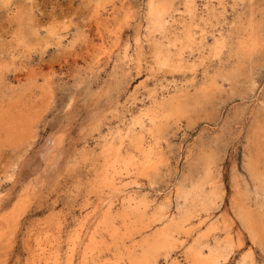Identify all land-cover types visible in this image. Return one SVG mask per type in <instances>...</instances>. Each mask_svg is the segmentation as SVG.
I'll return each mask as SVG.
<instances>
[{"label":"rangeland","instance_id":"rangeland-1","mask_svg":"<svg viewBox=\"0 0 264 264\" xmlns=\"http://www.w3.org/2000/svg\"><path fill=\"white\" fill-rule=\"evenodd\" d=\"M127 1L11 0L12 3L0 8V65L8 66L2 69V75L7 81L3 82L5 86L0 90V103L2 100L15 102L31 90L38 97L32 108H37L35 125L33 122V127L31 126L33 129L30 128V132L28 131L17 144L8 139L6 141L4 137V142H0V264H136L135 261L137 264H170L169 261L174 259L179 264H190L188 250L191 245L199 246L201 241L202 245L206 242L214 244V237L221 239L225 244L230 236L233 239V247L230 251L223 252L222 257L220 254V259L217 257L218 264H264V245H257L249 237L243 242L239 241L240 226L233 222L235 217L230 202L235 192H238L237 195L241 193V196L247 193L254 206L264 200L257 190L259 188L255 185L252 173H248L251 172L250 160L253 161L259 155L264 161V128L258 126V119L264 114V22L261 23L263 27L261 25L257 47L259 50L254 49L249 58L241 57L237 51L240 29H228L241 12L245 16L247 8H244L242 1L197 0L198 14L207 11L209 5H215L221 15L219 21L214 19L212 22H203L198 19L193 22L184 11L181 0H173L178 21L193 23L189 29L193 30L194 41L189 47L194 50L191 51L188 47L185 51L187 60L183 68L165 67L156 61L153 45L144 35L149 0H129L130 3ZM256 5L264 11V0H257ZM260 18L261 12L258 13V19ZM101 23L104 26L100 25ZM177 24L175 23L176 30L182 34L179 29H182L183 22H180L181 25ZM138 33L144 35L141 48L135 38ZM221 33H231V43L219 50L214 46L216 37ZM115 35L118 36L117 39ZM125 44L129 45L130 56L123 54L126 51ZM238 67H242L241 73L244 72L240 73V78H225L226 73ZM46 82L51 88V95L48 96L51 100L41 97V86ZM9 84L12 90L9 89ZM202 86H206V91H211L210 97L205 98L203 92H200V99L190 106L188 113L180 115L178 120L172 118L164 125L159 140L164 155L159 169L152 171L148 177H138V181L144 185L141 193L149 192V188L153 192L156 190L149 193L152 200L148 204L141 197L133 199L128 203L131 207L127 214L120 210L123 204L117 200V204L113 206V212H116V217H113L115 225L106 227L103 220L109 219L102 215L99 217L101 213H96L98 204L112 189L115 191L117 187H121L124 181L118 178L117 183L120 186L114 188L106 183L113 165L119 162V156L103 150L104 140L107 136L110 137L112 131L117 133L119 129L126 127L133 115L139 113L143 107L151 105L154 97L162 98L178 88L194 95L198 91L197 87L204 89ZM150 90L156 92L150 93ZM144 119L145 122L149 121L147 116H144ZM59 135L63 138L57 150L60 153L55 152L54 156H47V159L48 149L51 150L49 141ZM206 153L217 157L219 169L215 173L214 182L220 199H216L211 209L200 210L194 216L196 218L190 217L191 220L183 221L180 227L170 225V237L166 239L168 243L164 241L165 247L158 246L152 248L153 250L150 248L149 252V248H146L155 241L156 232L164 225V221L158 220L149 226L147 223L152 220L147 219L146 222L144 219L146 225L143 222L133 227L134 229L128 228V234H124L127 227L123 220L134 215L133 206L150 215L156 205L166 202L167 207L162 211L166 214L165 218L180 215L185 203L183 200H177V189L182 183L189 186L192 180L203 174L202 162L208 155ZM157 191H167L170 198L162 199L163 193L156 194ZM20 198L23 199L21 205ZM167 199L169 201H166ZM92 216L94 225L89 226L83 239L82 250H79L81 254H73L74 243L80 242ZM99 226L101 227L98 228ZM116 229L118 232H114ZM77 238L79 239L76 240ZM174 240L178 242L174 243ZM36 247L43 251L37 250ZM203 250L208 252L206 246ZM53 255L56 257H52ZM49 256L56 261L51 260ZM75 259L77 261H74Z\"/></svg>","mask_w":264,"mask_h":264},{"label":"bare ground","instance_id":"bare-ground-1","mask_svg":"<svg viewBox=\"0 0 264 264\" xmlns=\"http://www.w3.org/2000/svg\"><path fill=\"white\" fill-rule=\"evenodd\" d=\"M97 1V0H96ZM111 1V0H110ZM127 1V0H124ZM176 1V0H175ZM180 1V0H179ZM239 0H235V2H238ZM244 3V8H247V12L245 13V16L241 12L237 17V20L234 21L233 25L230 26V29L232 28H238L240 29V40L238 41L239 47L237 48V51L240 52L241 57H248L251 55V52L256 49L259 46V35L261 33V25L263 24L262 22L264 19V11L260 10L257 8V0H240ZM11 0H0V8L2 6L9 5ZM13 2V1H12ZM11 2V3H12ZM129 2V0L127 1ZM182 4L184 5L185 12L188 13L190 16L189 18L191 21L197 22V20H201L203 22L205 21H210L217 19V21L220 20V15L221 12H218V8L214 5H209L207 11H204L202 14H198V8H197V0H181ZM111 3V2H110ZM130 3V2H129ZM128 3V4H129ZM16 4V3H15ZM127 4V3H126ZM117 5V4H116ZM181 5V3H180ZM13 6V5H12ZM101 6V5H100ZM114 6V5H113ZM120 6V5H119ZM260 6V4H259ZM262 6V5H261ZM22 7V6H21ZM125 7V6H124ZM128 7V6H127ZM200 7V6H199ZM12 8V7H11ZM108 8V7H107ZM131 9V7H129ZM264 8V7H263ZM6 9V7H5ZM105 9V8H104ZM123 9V7H122ZM127 9V8H126ZM52 10V9H51ZM129 11V9H127ZM126 10V11H127ZM177 8L175 7V3L173 0H149L147 4V26L145 28V38L149 40L150 43L153 45V53L156 61L165 66H176L183 68V64L185 63L186 57L184 56L185 51L188 49L189 46L192 45V42L194 39L192 38V31L189 29L190 25L193 24L192 22H187L186 20H181L178 21L179 19L176 18L175 11ZM112 11V10H111ZM116 11V10H115ZM179 11V9H178ZM183 11V10H182ZM203 11V10H202ZM8 12V11H7ZM110 12V11H109ZM200 12V11H199ZM261 12V18L258 19V13ZM182 13V12H181ZM186 13V14H187ZM96 14V13H95ZM118 14V13H117ZM116 14V15H117ZM224 13H222L223 15ZM247 14V15H246ZM93 15V14H92ZM115 15V14H114ZM106 16V15H105ZM104 16V17H105ZM146 16V15H145ZM185 17V16H184ZM62 18V17H61ZM115 18V17H114ZM130 18V17H129ZM102 19V18H101ZM118 19V18H117ZM133 19V18H132ZM137 20L136 18H134ZM226 19V18H225ZM61 20V19H60ZM98 20V19H97ZM113 20V19H112ZM130 20V19H129ZM128 20V22H129ZM228 20V19H227ZM83 21V20H82ZM104 21V20H103ZM118 21V20H117ZM127 21V20H126ZM226 21V20H225ZM111 22V21H110ZM180 22L182 24V34L178 33L175 27V23H178L179 25ZM200 22V21H199ZM223 22V21H222ZM31 23V22H30ZM105 23V22H104ZM262 23V24H261ZM99 24V23H98ZM116 24V23H115ZM177 24V25H178ZM195 24V23H194ZM205 24V23H204ZM214 24V23H213ZM35 25V24H34ZM102 25V23L100 24ZM120 25V24H119ZM126 25V24H125ZM131 25V24H130ZM198 25V24H197ZM264 25V24H263ZM262 25V27H263ZM48 26L49 23H48ZM104 26V25H102ZM109 26V24H108ZM108 26L107 29H108ZM123 26V24H122ZM121 26V27H122ZM200 26V25H199ZM52 27V24H51ZM97 27V26H96ZM110 27V26H109ZM118 27V26H115ZM132 27V26H131ZM194 27V26H193ZM53 28H55L53 26ZM111 28V27H110ZM113 28V27H112ZM142 28V27H141ZM201 28V27H200ZM52 29V28H51ZM56 29V28H55ZM59 29V28H58ZM106 29V30H107ZM125 29V28H124ZM129 29V28H128ZM224 29V28H223ZM65 30V29H64ZM114 30V29H113ZM116 30V29H115ZM119 30V29H118ZM144 30V29H143ZM48 31V30H47ZM112 31V30H111ZM110 31V33H111ZM117 31V30H116ZM123 31V30H122ZM139 31V30H138ZM263 31V29H262ZM56 32V31H55ZM113 32V31H112ZM143 32V31H142ZM141 32V33H142ZM204 32V31H202ZM230 32V31H229ZM60 33V32H59ZM116 33V32H115ZM121 33V31H120ZM141 33L135 37L136 42H138L139 48L142 47L141 41H142V36ZM205 33V32H204ZM113 34V33H112ZM143 34V33H142ZM57 35V34H56ZM120 35V34H119ZM196 35V33H195ZM51 36V35H50ZM50 36L48 38H50ZM63 36V35H62ZM116 36V35H115ZM121 36V35H120ZM202 36V35H201ZM118 36H116L117 39ZM127 37V36H126ZM196 37V36H195ZM112 38V36H111ZM125 38V37H124ZM144 38V39H145ZM54 39V38H53ZM71 39V38H70ZM108 39V38H107ZM202 39V38H201ZM231 39V33H221L219 37H216L215 39V48L216 49H221V47H224V45H229ZM48 40V39H47ZM52 40V39H50ZM60 42L61 39L59 38ZM114 40V39H113ZM127 40V39H126ZM53 41V40H52ZM69 41V40H68ZM72 41V40H71ZM112 41V40H111ZM125 41V40H124ZM50 42V41H49ZM74 42V41H73ZM123 42V41H122ZM127 42V41H126ZM201 43V41H200ZM60 44V43H59ZM62 44V43H61ZM135 44V43H134ZM198 44V43H197ZM202 44V43H201ZM116 45V44H115ZM126 45V44H125ZM132 45V44H131ZM194 45V44H193ZM117 47L119 45H116ZM120 46H122L120 44ZM129 46V45H128ZM128 46L126 45V49H124L125 56H128L130 51H128ZM174 46L175 48H173ZM198 46V45H197ZM108 47V46H107ZM134 47V46H133ZM61 47H59L60 49ZM64 48V47H63ZM121 48V47H120ZM62 49V48H61ZM115 49V47L113 48ZM134 49V48H133ZM136 49V48H135ZM176 49V50H174ZM189 49H191L189 47ZM258 49V48H257ZM132 50V48H131ZM194 49H191V51ZM218 50V51H219ZM259 50V49H258ZM60 51V50H59ZM115 51V50H114ZM120 51V50H118ZM261 51V50H260ZM263 51V50H262ZM129 52V53H128ZM13 53V52H12ZM192 53V52H191ZM262 53V52H261ZM130 56V54H129ZM14 60V59H13ZM46 60V59H45ZM203 60V59H202ZM202 60L200 62H202ZM191 61V60H190ZM21 63V62H20ZM192 63V61H191ZM190 65V64H189ZM240 65V64H239ZM243 65V64H242ZM8 67L7 64L0 65V90H2L5 86L6 82V77L2 75V69L4 67ZM34 66V65H33ZM14 67V66H13ZM170 67V68H171ZM190 67V66H189ZM188 67V68H189ZM240 67V66H239ZM234 68L233 70H230L228 73H226L225 78L228 80L232 79H237L240 78V70L241 68ZM244 69V68H243ZM171 70V69H170ZM183 70V69H182ZM5 71V70H4ZM30 72V71H29ZM28 72V73H29ZM173 72V71H172ZM242 72L241 74H243ZM30 74V73H29ZM32 74V73H31ZM30 74V75H31ZM38 74V73H37ZM27 75V74H26ZM51 75V74H50ZM20 76V75H19ZM243 76V75H242ZM241 76V78H242ZM22 77V76H21ZM235 77V78H234ZM251 77V74H250ZM19 79L20 77H16ZM27 78V77H26ZM33 78V77H32ZM21 79V78H20ZM28 79V78H27ZM26 79V80H27ZM30 79V78H29ZM243 79V78H242ZM211 80V79H210ZM250 80V78H249ZM236 81V80H233ZM242 81V80H241ZM240 81V82H241ZM245 81V80H244ZM238 82V80H237ZM243 82V81H242ZM39 83V82H38ZM160 83V82H159ZM190 83V82H189ZM31 84V83H29ZM185 84V83H183ZM187 84V83H186ZM211 84V83H209ZM9 89L12 90L11 84H9ZM145 85V84H144ZM208 85V84H207ZM27 86V85H26ZM36 86V85H35ZM34 86V87H35ZM138 86V85H137ZM209 86V85H208ZM237 86V85H236ZM254 86V83L253 85ZM38 87V85H37ZM136 87V86H135ZM149 87V86H148ZM183 87V86H182ZM187 87V86H186ZM203 88L206 86H202ZM147 88V87H146ZM166 88V87H164ZM176 88V87H175ZM185 88V87H184ZM215 88V87H214ZM220 88V87H218ZM236 88V87H235ZM19 89V88H18ZM162 89V85H161ZM188 89V88H187ZM26 90V89H24ZM41 97L42 98H47L48 100H51L48 96L51 95V88L49 86V83H45L44 85L41 86ZM195 90V89H194ZM196 93L194 95H191L190 93L188 94L187 91L183 90L182 88L176 89L175 92H170L169 94H165L162 96V98H157L154 97L153 102L151 105H147L141 109L139 113L136 115H133V119L130 121V123L126 127L119 129V131L116 133L115 131H110V137L104 140L103 142V150L106 151L109 154H115L116 156H119L117 160L119 162L115 163L113 165V170L111 171L110 176H108L106 179L108 180L106 183L110 185V187H117L120 186L119 183H117L118 178H122V182L124 181L123 185L121 187H117L115 191L112 189V192H109L106 197L103 198V200L98 204V211L96 212L99 217L102 215L103 217H106L109 220H103L106 224V227H111L112 225H115L114 218L116 217L115 211L113 212L114 205L117 204V200L123 204L122 212L127 214L129 212V209L131 207L130 204L133 199H136L138 197H141L142 200L147 201L149 204L150 198H149V193H154L151 188H149V192L146 191V193H141L143 190L142 184L138 181L139 176H146L152 172L156 171L159 169V164L163 160V155L164 152L160 149L162 148L160 145V138L161 134L163 133L164 125L169 122L170 119L172 118H178L182 114H186V112H189L190 106L200 99V92H203V96L205 98L210 97L211 91L208 90L206 91V88L202 89L201 87H197ZM204 90V91H202ZM151 91V90H150ZM149 91V92H150ZM218 91V90H217ZM156 90L151 91L150 93H155ZM193 92V91H192ZM23 93V92H22ZM26 93V92H25ZM24 96H21V98L15 100V102H9V101H4L0 103V142H2L3 137L6 138V141L13 142L14 144H17L18 141L22 140L28 131L30 132V128L34 122L33 125H35V118H36V113L37 111L34 108V104L37 102L38 97L35 96V92L32 90L29 91V94H25ZM40 93V92H39ZM134 93V92H133ZM235 93V92H234ZM158 94V93H157ZM23 95V94H22ZM33 95V96H32ZM134 95V94H133ZM7 96V95H6ZM16 96V95H15ZM46 96V97H45ZM152 96V95H151ZM150 96V97H151ZM40 97V98H41ZM134 97V96H133ZM135 99V97H134ZM45 101V99H44ZM49 103V102H48ZM51 103V102H50ZM39 103H37L38 105ZM69 104V103H68ZM130 104V103H129ZM30 105V106H29ZM49 105V104H48ZM200 106V105H199ZM44 108V107H43ZM208 109V108H207ZM41 110V109H40ZM39 115V114H38ZM144 116H147L149 121L145 122ZM261 116V115H260ZM172 121V120H171ZM178 122V121H177ZM253 122V121H251ZM257 122V121H256ZM189 123V122H188ZM257 124V123H256ZM122 125V124H121ZM254 126V125H253ZM258 126L262 129L264 128V114L261 116V118L258 119ZM33 127V126H32ZM33 129V128H31ZM255 131V130H254ZM262 137V134H260ZM264 135V134H263ZM29 136V135H28ZM258 136V135H256ZM51 138V137H50ZM164 138V137H163ZM264 138V137H263ZM261 138V140L263 139ZM46 139V138H45ZM163 140V139H162ZM63 141V138L61 135L51 138L50 145H51V150L48 149V152L46 154V158L49 159L50 157L55 155V152H58L57 150L61 146V143ZM4 142V140H3ZM2 142V143H3ZM25 142V141H24ZM264 142V141H263ZM44 144V143H43ZM45 145V144H44ZM46 146V145H45ZM49 146V145H48ZM257 147L258 143H257ZM48 148V147H47ZM214 149V148H213ZM45 150V149H44ZM62 150V148H61ZM59 150V151H61ZM72 150V149H71ZM41 151V149H40ZM39 151V153H40ZM47 151V150H46ZM42 153V152H41ZM208 154V153H206ZM49 158H48V157ZM111 156V155H110ZM109 156V157H110ZM246 156V155H245ZM252 156V155H251ZM66 157V156H65ZM69 157V155L67 156ZM66 157V158H67ZM113 157V156H112ZM121 157V158H120ZM61 158V157H60ZM107 158V157H106ZM203 158V157H202ZM64 159V158H63ZM250 159V157L248 158ZM263 159V158H262ZM109 162V159H107ZM116 159H114L115 161ZM217 157L214 156L212 153L207 155L206 157L203 158V174L200 175L198 178L195 180H192L190 182L189 186H186V184L182 183L178 189H177V200L185 203V206L181 208V213L180 215H170L168 218H165L166 214L162 212L163 210L166 209L167 203L162 202L161 204L156 205L155 210L152 214H147L146 211L139 209L137 206H133L132 213H134L133 216H127L122 222L124 225L127 227L126 230L124 231V234L128 232V228H133L135 226H139V224L144 222L147 219H149V223L147 225H151L153 222H157L158 220L164 221V225L161 227V229L157 230L156 236L154 237L155 241L146 249H148V252L150 248H155V247H163L164 243L167 242L169 239L170 235L168 230L173 227H180L184 223L183 221L191 220L190 217H194L197 215V212H200V210H207L211 209V207L214 206L216 203V199L219 198V192L216 190V183L214 182L215 180V173L219 171L218 169V161ZM264 160V159H263ZM60 161V160H59ZM63 161V160H62ZM67 161V160H66ZM116 162V161H115ZM7 163V162H6ZM70 163V161H69ZM165 163V162H164ZM248 163V162H247ZM61 164V163H59ZM73 164V162H72ZM56 165V164H55ZM64 165V164H63ZM62 165V166H63ZM67 165V164H66ZM110 165V163H109ZM201 165V164H200ZM248 165V164H246ZM245 165V166H246ZM64 167V166H63ZM110 168V166H108ZM249 169L251 172L248 171V173H252L255 180V185L257 186V190H259V194H261L264 197V161L261 160V158L256 157L253 161L250 160L249 164ZM111 168V169H112ZM248 168V167H247ZM197 169V168H196ZM195 169V170H196ZM52 170V169H51ZM58 170V169H57ZM66 170V169H65ZM221 170V169H220ZM45 170H43L44 172ZM62 171V170H61ZM60 171V172H61ZM201 171V169H200ZM56 173V172H55ZM186 173V172H185ZM199 173V172H198ZM202 173V172H201ZM200 173V174H201ZM196 175V174H195ZM199 175V174H198ZM188 176V175H186ZM221 176V175H220ZM155 177V176H154ZM190 177V175H189ZM195 176H193L194 178ZM197 177V176H196ZM150 178V177H149ZM187 178V177H186ZM186 178L184 180H186ZM218 178V177H217ZM219 179V178H218ZM252 179V177H251ZM155 180V178H154ZM217 180V179H216ZM240 180V179H239ZM1 181V178H0ZM221 181V180H220ZM240 182V181H239ZM244 182V181H243ZM254 182V181H253ZM220 183V182H219ZM243 185V183H241ZM245 184V183H244ZM222 185V184H221ZM246 185V184H245ZM29 186V185H28ZM231 186V185H230ZM239 186V185H238ZM244 186V185H243ZM24 187V186H23ZM98 187V186H97ZM234 187V185H233ZM240 187V186H239ZM245 187V186H244ZM246 188V187H245ZM171 189V188H170ZM233 189V188H232ZM239 189V188H238ZM219 190V189H218ZM236 190V189H235ZM240 190V189H239ZM256 190V191H257ZM28 191V190H27ZM30 191V190H29ZM28 191V192H29ZM110 191V190H109ZM232 191V190H231ZM234 191V190H233ZM23 192V191H22ZM221 192V191H220ZM235 192V191H234ZM163 193L162 199L170 198L169 193L162 192V191H157L156 194ZM176 194V192H174ZM232 193V192H231ZM231 202V209L232 213L234 215V220L233 222H236L240 226V235H239V241L243 242L245 238L249 237L253 240V242L257 243V245H264L262 239L264 237V200L262 201L261 204H257L258 206H254L248 199L249 195L245 193V196H241L240 194L237 195L238 192H235ZM25 194V193H24ZM23 194V195H24ZM252 194V193H251ZM21 194V196H23ZM104 195V194H103ZM240 195V196H239ZM248 195V197H247ZM253 195V194H252ZM251 195V196H252ZM105 196V195H104ZM103 197V196H102ZM222 197V196H221ZM25 198V197H24ZM154 198V197H153ZM176 198V197H175ZM230 198V197H229ZM255 198V197H254ZM220 199V198H219ZM260 199V197H259ZM19 205L22 204L23 199H19ZM26 200V199H25ZM137 200V199H136ZM251 200V199H250ZM135 201V200H134ZM166 201H169L168 199ZM253 202V201H252ZM16 203V202H15ZM98 203V202H97ZM138 203V202H136ZM140 203V202H139ZM138 203V204H139ZM154 203V202H153ZM158 203V202H157ZM169 203V202H168ZM17 204V203H16ZM135 204V202H134ZM183 204V203H182ZM223 204V202H222ZM14 205V204H13ZM130 205V206H129ZM176 205V204H175ZM119 206V205H117ZM154 206V205H153ZM170 206V205H169ZM217 206V205H215ZM12 211L14 207H11ZM16 208V206H15ZM23 207H21L22 209ZM118 208V207H117ZM219 209L218 207H216ZM20 209V207H19ZM18 209V211H19ZM179 209V205H178ZM183 209V210H182ZM119 210V211H120ZM214 210V208L212 209ZM211 210V211H212ZM17 211V213H18ZM89 211V210H88ZM118 211V210H117ZM210 211V210H209ZM121 212V213H122ZM173 212V211H172ZM207 212V211H206ZM15 213V211H14ZM92 213V212H91ZM123 213V214H124ZM94 214V213H93ZM92 214V215H93ZM120 214V213H119ZM131 214V213H130ZM169 214V212H168ZM199 214V213H198ZM223 214V213H222ZM90 215V214H88ZM96 215V214H94ZM108 215V217H107ZM115 215V217H114ZM122 215V214H121ZM212 215V214H211ZM91 216V215H90ZM119 216V215H118ZM117 216V217H118ZM124 216V215H123ZM126 216V215H125ZM124 216V217H125ZM227 216V215H226ZM2 217V216H1ZM102 217V218H103ZM114 217V218H113ZM192 217V219H193ZM211 217V216H210ZM225 217V216H224ZM81 218V217H80ZM87 218V217H86ZM104 218V219H106ZM112 218V219H111ZM123 218V217H122ZM196 218V217H194ZM205 218V217H204ZM203 218V219H204ZM208 218V217H207ZM226 218V217H225ZM12 219V218H11ZM94 219V216L91 217L89 220L87 230L82 236V238L79 240V243H74V248H72L73 254L79 253V250L81 248V245L83 244V239H85V235L87 234L89 230V226L94 225L92 224V220ZM98 219V216H97ZM224 219V218H223ZM228 219V218H227ZM96 220V219H95ZM229 220V219H228ZM78 221V220H77ZM84 221V220H82ZM94 221V220H93ZM200 221V220H199ZM202 221V220H201ZM200 221V222H201ZM224 221V220H223ZM147 222V221H146ZM79 223V222H78ZM212 223V222H211ZM146 225V223L144 222ZM186 224V223H185ZM102 225V224H101ZM119 225V224H117ZM121 225V224H120ZM144 225V226H145ZM171 225V227H170ZM195 225V224H193ZM230 225V222H229ZM233 225V224H232ZM55 226V225H54ZM62 226V225H61ZM103 226V225H102ZM105 226V225H104ZM220 226V225H219ZM57 227V226H56ZM78 227V226H77ZM92 227V226H91ZM96 227V226H95ZM94 227V228H95ZM99 226L98 228H100ZM117 227V226H116ZM158 227V226H156ZM191 227V226H190ZM193 227V226H192ZM79 228V227H78ZM77 228V230H78ZM103 228V227H102ZM105 228V227H104ZM103 228V229H104ZM138 228V227H137ZM145 228V227H144ZM143 228V229H144ZM195 226L193 227V229ZM85 229V228H84ZM118 229V228H117ZM117 229L114 231L116 232ZM123 229V228H122ZM125 229V228H124ZM134 229V228H133ZM228 229V228H227ZM53 230V229H52ZM119 230V229H118ZM191 230V229H190ZM189 230V231H190ZM204 230V229H203ZM61 231V230H60ZM74 231V230H73ZM101 231V230H100ZM76 232V231H74ZM118 232V231H117ZM123 232V231H122ZM237 232V231H236ZM63 233V232H62ZM80 233V230H79ZM90 233V232H89ZM189 233V232H188ZM228 233V232H227ZM81 234V233H80ZM83 234V233H82ZM98 234V233H97ZM102 234V233H101ZM128 234V233H127ZM149 234V233H148ZM184 234V233H183ZM230 234V233H229ZM54 235V232H53ZM56 235V234H55ZM61 235V234H60ZM74 235V233H73ZM79 235V234H78ZM96 235V234H95ZM146 235V234H145ZM151 235V234H150ZM214 235V234H213ZM224 235V234H223ZM227 235V234H226ZM50 236V235H49ZM88 236V235H87ZM99 236V235H98ZM97 236V237H98ZM133 236V235H132ZM152 236V235H151ZM199 236V235H198ZM197 236V237H198ZM237 236V235H236ZM41 237V236H40ZM39 237V238H40ZM84 237V238H83ZM91 237V236H90ZM119 237V236H118ZM37 238V237H36ZM52 238V237H50ZM61 238V237H60ZM59 238V239H60ZM100 238V236H99ZM103 238V237H102ZM115 238V236L113 237ZM134 238V237H133ZM161 238V239H160ZM163 238V239H162ZM168 238V239H167ZM206 238V237H205ZM214 244L206 242L205 245H202L200 240V245H191L189 251L190 255V264H218L217 257L220 259L223 256V252L225 251H230L233 247V239L230 237L227 238V241L225 244L220 241L221 239H218L217 237H214ZM44 239V237H43ZM42 239V240H43ZM77 238L76 240H78ZM94 239V238H93ZM128 239V238H127ZM126 239V240H127ZM148 239V237H147ZM167 239V240H166ZM188 239V238H187ZM203 239V238H202ZM201 239V240H202ZM38 240V239H37ZM40 240V239H39ZM50 240V239H49ZM52 240V239H51ZM69 240V239H68ZM71 240V239H70ZM98 240V239H97ZM106 240V239H105ZM149 240V239H148ZM197 240V239H196ZM224 240V238H223ZM73 241V240H72ZM75 241V238H74ZM113 241V240H112ZM115 241V240H114ZM152 241V240H151ZM165 241V242H164ZM176 240H174V243ZM184 241V240H183ZM45 242V240H44ZM85 242V241H84ZM109 242V241H107ZM128 242V241H127ZM198 242V243H199ZM59 243V242H58ZM69 243V242H68ZM72 243V242H71ZM114 243V242H113ZM126 243V241H125ZM168 243V242H167ZM196 243V242H195ZM254 243V244H255ZM38 244V243H36ZM54 244V243H53ZM143 244V243H142ZM60 245V244H59ZM58 245V246H59ZM108 245V244H107ZM144 245V244H143ZM147 245V244H146ZM169 245V244H168ZM44 246V245H43ZM42 246V247H43ZM55 246V245H54ZM53 246V248H54ZM87 246V245H86ZM111 245H109L110 247ZM116 246V244H115ZM122 246V245H121ZM140 246V245H139ZM208 248V252H204L203 248L204 247ZM39 247V245H38ZM47 247V246H46ZM45 247V249H46ZM57 247V246H56ZM71 247V246H70ZM99 247V246H98ZM103 247V244L102 246ZM100 247V248H101ZM108 247V246H107ZM117 247V246H116ZM130 247V246H129ZM136 247H138L136 245ZM160 247V248H161ZM165 247V246H164ZM176 247V246H175ZM196 247V248H194ZM260 247V246H259ZM264 247V246H263ZM37 248V247H36ZM59 248V247H58ZM118 248V247H117ZM122 248V247H121ZM124 248V247H123ZM133 248V247H132ZM171 248V247H170ZM40 248H37V250ZM50 249V248H49ZM52 249V248H51ZM143 249V248H142ZM157 249V248H156ZM166 249V248H165ZM36 250V249H35ZM140 250V249H139ZM153 250V249H152ZM161 250V249H160ZM263 250V249H262ZM40 251H43L40 249ZM57 251V250H56ZM68 251V250H67ZM117 251V250H116ZM124 251V250H123ZM128 251V250H127ZM131 251V250H130ZM166 251V250H165ZM164 251V252H165ZM186 251V250H185ZM94 252V251H92ZM137 252V251H136ZM141 252V250H140ZM147 252V253H148ZM154 252V251H153ZM264 252V251H263ZM45 253V252H44ZM71 254L70 252H68ZM118 253V251H117ZM121 253V252H119ZM139 253V251H138ZM143 253V252H142ZM156 253V252H155ZM154 253V254H155ZM158 253V252H157ZM228 253V252H227ZM36 254V252H35ZM53 254V253H52ZM60 254V253H59ZM81 253H79L80 255ZM93 254V253H92ZM96 254V253H95ZM140 254V253H139ZM146 254V253H145ZM144 254V255H145ZM160 254V253H159ZM158 254V255H159ZM165 254V253H164ZM221 254V257H219ZM225 254V253H224ZM252 254V252H251ZM38 255V254H36ZM55 255V253H54ZM52 257H56V256ZM78 255V256H79ZM85 255V254H84ZM94 255V254H93ZM92 255V256H93ZM135 255V254H134ZM163 255V254H161ZM41 256V254L39 255ZM37 256V257H39ZM82 256V255H81ZM91 256V255H90ZM96 256V255H95ZM139 256V255H138ZM137 256V257H138ZM142 256V255H140ZM151 256V254H150ZM155 256V255H154ZM36 257V256H35ZM47 257V256H46ZM50 257V256H49ZM50 257V258H52ZM77 257V256H75ZM168 257V256H167ZM67 258V256H66ZM70 258V257H69ZM80 258V257H79ZM87 258V257H86ZM136 258V257H135ZM140 258V257H139ZM224 258V257H223ZM222 258V259H223ZM228 258V257H227ZM247 258V257H246ZM245 258V259H246ZM57 259V258H56ZM85 259V258H84ZM90 259V258H89ZM147 257H145V260ZM150 258H148L149 261ZM154 259V257H153ZM226 259V257H225ZM224 259V261H225ZM48 260V259H47ZM51 260H54L53 258ZM67 260V259H66ZM88 260V258H87ZM93 260V259H92ZM123 260V259H122ZM128 260V259H127ZM131 260V259H130ZM136 259H133L135 261ZM156 261V256L155 259ZM56 261V260H54ZM58 261V260H57ZM60 261V260H59ZM68 261V260H67ZM74 261H77L76 259ZM141 261V260H139ZM146 261V262H148ZM151 261V260H150ZM35 262V261H34ZM87 262V261H86ZM143 262V260H142ZM153 262V261H152ZM151 262V263H152ZM170 264H179L178 261L175 259L172 261H169ZM252 262V261H250ZM46 263V262H45ZM52 263V262H51ZM54 263V262H53ZM68 262H66L67 264ZM80 263V262H78ZM74 263V264H78ZM137 264V262L135 261ZM38 264V263H37ZM41 264V263H40ZM55 264V263H54ZM58 264V262H57ZM69 264V263H68ZM125 264V263H124ZM130 264V263H129ZM132 264H134L132 262ZM140 264V263H138ZM144 264V263H143ZM149 264V263H147ZM154 264V263H153ZM220 264V263H219ZM239 264V263H238ZM246 264H248L246 262Z\"/></svg>","mask_w":264,"mask_h":264}]
</instances>
